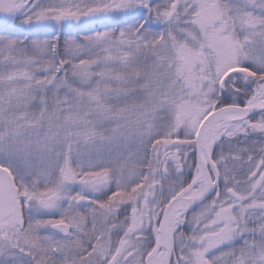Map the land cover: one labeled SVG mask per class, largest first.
I'll return each instance as SVG.
<instances>
[{
	"label": "snow or ice",
	"instance_id": "6c2138e0",
	"mask_svg": "<svg viewBox=\"0 0 264 264\" xmlns=\"http://www.w3.org/2000/svg\"><path fill=\"white\" fill-rule=\"evenodd\" d=\"M0 264H264V0H0Z\"/></svg>",
	"mask_w": 264,
	"mask_h": 264
}]
</instances>
